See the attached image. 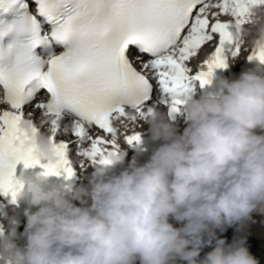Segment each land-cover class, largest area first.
<instances>
[{
	"label": "clouds",
	"instance_id": "clouds-1",
	"mask_svg": "<svg viewBox=\"0 0 264 264\" xmlns=\"http://www.w3.org/2000/svg\"><path fill=\"white\" fill-rule=\"evenodd\" d=\"M246 24H233L241 44L250 35L254 43L264 41V7L252 9ZM179 111L187 122L182 133L156 105L149 106L144 119L151 138L164 143L142 165L134 157L119 175L112 169L124 154L100 155L90 188L45 187L43 173H21L26 245L14 243L17 225L9 220L0 228V236L8 234L0 240V259L6 264H135L137 259L169 264L179 256L188 264H257L242 240L226 247L217 239L203 261L196 258L205 232L211 243L212 228L223 230L264 205V135L254 132L264 129V75L247 71L234 81L221 79L216 94L189 95ZM135 118L133 112L126 115L128 121ZM33 140L39 156L52 162L51 135L37 131ZM74 200L86 206L77 207ZM170 216L184 226L173 227Z\"/></svg>",
	"mask_w": 264,
	"mask_h": 264
},
{
	"label": "snow or ice",
	"instance_id": "snow-or-ice-1",
	"mask_svg": "<svg viewBox=\"0 0 264 264\" xmlns=\"http://www.w3.org/2000/svg\"><path fill=\"white\" fill-rule=\"evenodd\" d=\"M260 6L264 0H0V103L7 106L0 109V191L13 200L19 195L20 162L39 165L46 176L73 175L63 144L55 145L52 162L41 164L37 129L21 111L32 95L25 91L29 82L38 80L51 94L49 113L71 108L102 130L86 153L96 161L118 152L106 138L113 113L123 116L122 106L131 105L145 115L141 109L154 96L183 95L193 79L209 83L215 69L227 67L226 42H238L233 56L242 51L233 24H246ZM130 45L150 57L139 70L127 55ZM248 58L264 63V41H256ZM179 103L173 99L172 112ZM76 130L84 133L79 125ZM124 139L138 143L140 134L126 132Z\"/></svg>",
	"mask_w": 264,
	"mask_h": 264
},
{
	"label": "rangeland",
	"instance_id": "rangeland-1",
	"mask_svg": "<svg viewBox=\"0 0 264 264\" xmlns=\"http://www.w3.org/2000/svg\"><path fill=\"white\" fill-rule=\"evenodd\" d=\"M181 127L178 129V132L181 131L185 125ZM182 132L183 131L180 133ZM169 223H171L173 227L182 228L185 222L177 221L170 216ZM211 231L215 234L211 243L216 242L217 239L224 240L227 235L232 245L242 240L249 254L257 261V264H264V205H258L257 208L241 222H236L232 225H224L223 230L220 228H212ZM240 235H242V239H239ZM203 240L204 244L200 248L199 256L196 258L198 262L203 261L206 255L213 251L210 247L211 243H208L209 236L207 232L203 234ZM191 247L192 246L189 245V250H191ZM135 264H140V261L137 259ZM169 264H188V262L176 256L169 261Z\"/></svg>",
	"mask_w": 264,
	"mask_h": 264
},
{
	"label": "bare ground",
	"instance_id": "bare-ground-1",
	"mask_svg": "<svg viewBox=\"0 0 264 264\" xmlns=\"http://www.w3.org/2000/svg\"><path fill=\"white\" fill-rule=\"evenodd\" d=\"M155 101H158V102H161V99H160V97L159 96H157L156 98H155ZM37 109H38V105H34V107H33V109H31V110H29V111H37ZM40 118V121H41V124L40 125H43L42 127H43V129H45V130H47V131H49L50 133H52L53 131H54V128L58 125V122H56V120H54V119H51V120H49V121H45V118H43L42 117V115L39 117ZM167 120H169L168 118H166ZM43 121V122H42ZM170 121V120H169ZM139 123V122H138ZM176 127H177V130L178 129H180V127H181V124H174ZM147 128V126H145V129ZM71 147H72V149L73 150H78L79 152V154H81V150L83 151V155L80 157V159H79V161L81 162V161H84L85 159H86V149H84V147H86L87 148V146L86 145H81V146H79L76 142H73V143H71ZM82 159V160H81ZM240 238L239 239H242V235H240L239 236ZM225 246L227 247V246H229V245H232V242H231V240L228 238V235L227 236H225ZM215 241V240H214ZM210 244V243H209ZM215 246H216V242H214V243H211V245H210V247H211V249L212 250H214V248H215Z\"/></svg>",
	"mask_w": 264,
	"mask_h": 264
}]
</instances>
